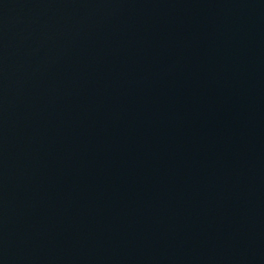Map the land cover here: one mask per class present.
I'll list each match as a JSON object with an SVG mask.
<instances>
[{
	"label": "water",
	"instance_id": "1",
	"mask_svg": "<svg viewBox=\"0 0 264 264\" xmlns=\"http://www.w3.org/2000/svg\"><path fill=\"white\" fill-rule=\"evenodd\" d=\"M0 264H264V0H0Z\"/></svg>",
	"mask_w": 264,
	"mask_h": 264
}]
</instances>
